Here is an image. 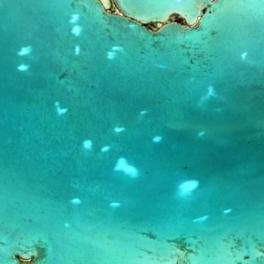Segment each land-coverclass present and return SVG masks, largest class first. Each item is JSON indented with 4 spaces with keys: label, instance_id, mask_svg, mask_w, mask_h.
Wrapping results in <instances>:
<instances>
[{
    "label": "water",
    "instance_id": "water-1",
    "mask_svg": "<svg viewBox=\"0 0 264 264\" xmlns=\"http://www.w3.org/2000/svg\"><path fill=\"white\" fill-rule=\"evenodd\" d=\"M0 264H264V0H0Z\"/></svg>",
    "mask_w": 264,
    "mask_h": 264
},
{
    "label": "clouds",
    "instance_id": "clouds-1",
    "mask_svg": "<svg viewBox=\"0 0 264 264\" xmlns=\"http://www.w3.org/2000/svg\"><path fill=\"white\" fill-rule=\"evenodd\" d=\"M29 50H30L29 48H25V49L22 50V53H21V54L27 53ZM19 70H21V71H25V70H27V66H25V65H21V66L19 67ZM210 94H211V90H210ZM63 111H65V110H59V113H60V114H63ZM141 114H142V115L144 114L143 111H142ZM121 130H122V129H120V128L115 129V131H117V132H119V131H121ZM161 139H162V137H160V136H157V137H154V138H153L154 142H159ZM84 147H85V148H90V147H91V141H85V142H84ZM122 164H124V158H121L120 161H118V163H117V167H120ZM129 170H131V171L134 172V169L129 168ZM184 183L191 184L193 187H195V186L198 184V181L190 180V181L182 182V183L179 185V187H180L181 189L183 188Z\"/></svg>",
    "mask_w": 264,
    "mask_h": 264
},
{
    "label": "snow or ice",
    "instance_id": "snow-or-ice-1",
    "mask_svg": "<svg viewBox=\"0 0 264 264\" xmlns=\"http://www.w3.org/2000/svg\"><path fill=\"white\" fill-rule=\"evenodd\" d=\"M78 51V50H77ZM190 187H192V185H186L185 186V188L187 189V188H190Z\"/></svg>",
    "mask_w": 264,
    "mask_h": 264
}]
</instances>
